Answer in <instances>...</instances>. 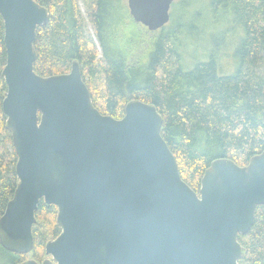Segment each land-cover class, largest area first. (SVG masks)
Returning <instances> with one entry per match:
<instances>
[{"label":"water","instance_id":"95a60500","mask_svg":"<svg viewBox=\"0 0 264 264\" xmlns=\"http://www.w3.org/2000/svg\"><path fill=\"white\" fill-rule=\"evenodd\" d=\"M175 0H127L149 31L170 20ZM7 91L1 106L16 155L18 184L0 217V245L29 254L40 200L57 209L60 234L41 263L238 264L255 210L264 206V151L245 166L213 160L198 192L181 178L151 103L129 100L121 118L93 105L79 64L34 71L37 27L49 21L35 0H0Z\"/></svg>","mask_w":264,"mask_h":264},{"label":"trees","instance_id":"16d2710c","mask_svg":"<svg viewBox=\"0 0 264 264\" xmlns=\"http://www.w3.org/2000/svg\"><path fill=\"white\" fill-rule=\"evenodd\" d=\"M35 1L47 8L49 21L36 29L34 71L41 76L68 73L76 60L94 107L116 119L131 99L153 104L162 116L161 136L193 191H199L213 160L228 158L245 166L264 151V0H194L210 16L206 26L219 29L224 40L217 45L216 58L193 64L188 47L194 39L183 25L149 31L133 21L122 0ZM3 40L0 16V217L18 184L1 106L7 91L1 76L6 63ZM142 42L145 50L140 53ZM225 48L234 64L227 75L218 61ZM56 215L55 206L40 200L32 252L12 253L0 245V264L47 258L46 242L61 232ZM237 240L246 249L238 264H264V206L256 208L251 229Z\"/></svg>","mask_w":264,"mask_h":264},{"label":"rangeland","instance_id":"374dc122","mask_svg":"<svg viewBox=\"0 0 264 264\" xmlns=\"http://www.w3.org/2000/svg\"><path fill=\"white\" fill-rule=\"evenodd\" d=\"M122 1L127 7V0ZM175 2L176 4L171 5L170 20L167 23V26L168 29H171L174 26L183 25L187 34H192L194 41L192 45L188 47V62L190 64H193V62L195 61H207L209 59V56H213L214 58H216L219 55L217 51H219L220 49V47H217V45L220 44L221 46V39H223V36L221 35V31L219 29L211 26L207 27L204 23L207 21V18L210 17L209 14L204 11L203 6L199 5V3H194V0H175ZM130 26V24H128L127 26L128 33H131L132 28ZM157 33L158 32L143 34V37H148L147 35L154 37L157 35ZM226 41L228 43V39H226ZM137 49L138 51H140V53H142L145 50L144 43L142 42L141 45L137 47ZM137 49L136 55L138 56L139 52L137 51ZM230 50L231 49L228 48V52ZM226 55L227 49L225 48V50L220 53V56L218 57L220 68L223 71L224 75L231 74L234 70L232 58Z\"/></svg>","mask_w":264,"mask_h":264}]
</instances>
